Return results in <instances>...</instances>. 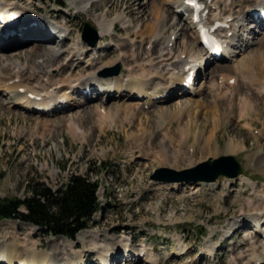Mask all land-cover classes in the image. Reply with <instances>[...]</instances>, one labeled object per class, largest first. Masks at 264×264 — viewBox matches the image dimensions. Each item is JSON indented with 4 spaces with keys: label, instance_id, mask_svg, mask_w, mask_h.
<instances>
[{
    "label": "rangeland",
    "instance_id": "rangeland-1",
    "mask_svg": "<svg viewBox=\"0 0 264 264\" xmlns=\"http://www.w3.org/2000/svg\"><path fill=\"white\" fill-rule=\"evenodd\" d=\"M55 1L63 2L64 9L54 6L52 3ZM138 1L95 0L92 7L96 8L91 10L89 6L83 9L81 4H74L72 0H0V12L5 8L14 7L23 9L27 14L23 25L18 29L20 36L25 34L23 38L12 40L3 36L1 39L5 42L12 41L7 44L10 46L4 44L0 46V49L7 51V55L0 57V69L4 67L5 71L4 79L8 81L17 72L15 70L19 69L13 68L14 64L11 63L14 61L24 63L22 83L27 82L32 86L39 81L53 83L73 78L78 74L85 75L91 72L86 65L93 56L97 59L104 57L102 62L117 56L122 58L123 52L118 51L122 44L127 45V49L124 50L127 55L134 52L141 57L147 41V38H144L145 33L147 34L144 27L146 23L154 22L153 0ZM255 1L220 0V9L225 15L231 18L234 16L231 14L234 13L235 22L239 20L245 25L248 24V30L239 32L243 34V38L234 41V45L237 46L236 51L234 50L236 63L211 62L207 66L206 75H202L198 82V86H204L205 92L196 98L194 96L199 105L197 104L192 111L187 112L184 107L177 109L176 106L185 103V97L176 94L177 92L171 94L173 96L159 104L156 109L154 107L147 109L145 106L144 108L142 105L144 101L128 98L127 91L120 97L115 95L113 99L102 97V94L100 98L94 96L87 103H83L85 99L82 100L80 93L74 92L71 94L74 98L71 100L70 109L60 113L39 115L25 112L20 104L9 107L8 95L0 90V199L25 198L28 195L27 184L30 182L39 181L47 187L56 189L70 174H79L87 175L93 180L99 179L98 197L103 207L102 213H98L90 226L84 230L101 235L100 239L91 241L87 238L85 242L78 241L77 238L73 241L60 236L47 237L35 226L17 220H0V251L10 248L12 244L16 245L13 255L9 253L10 258L14 259L12 264L20 261L14 254L26 255L30 252L29 249H35L38 253L54 254L58 262L49 264H67L65 259L61 260L62 257L75 260L80 253L85 259L83 264H101L102 260H96L94 253L89 249L94 242L113 249V253L108 257V264L123 262L150 264L151 261L146 263L143 260L145 256H137L143 246L153 254L156 264H247L245 236L255 234L252 232L250 222L245 224L239 222L233 227L232 220L233 217L250 209L264 211V164L258 156V152H264L262 92L264 62L260 63L262 61L257 60V63H253V60L248 59L260 48L254 42L264 37V31L261 30L263 28L261 25L257 26L246 18V11L255 5ZM104 11H109L106 17L108 20L114 19L116 28L113 27L112 31L102 37L98 36L96 44L103 47V50L95 53L92 47L83 44H88V40L83 39V29L88 24L97 33L99 27L96 19L100 16L98 14H104ZM38 23H40L38 29L31 27ZM1 27L0 38L4 31ZM41 27H47L50 32L68 29L69 35L62 45L56 46V37L50 34L52 43L37 45L45 47L48 51L46 54H28V49L37 47L30 42L44 41L40 36ZM138 30H143L144 34L138 35ZM244 37H248V40ZM79 39L81 41H78ZM181 41L182 38L177 41V46ZM248 42L254 44L246 47L245 52V44ZM77 46L83 48L79 55L70 58L69 62L67 59L64 60L65 56L71 55L68 52ZM147 48H150L149 45ZM56 50L66 53H62V57L57 61L44 65L48 67L44 69H50L53 76H48L50 80L48 77L42 79L40 75L45 71L39 68L33 71L30 65L40 67L38 63L42 58L45 55L50 56ZM196 50L201 52L198 46ZM85 53H89L91 58L87 54L88 57L86 56L82 62L79 61ZM246 62L249 73L243 66ZM61 64L63 69L59 70ZM119 64L120 74L126 76L127 64L124 62ZM71 65L76 68L73 70L74 66L72 68ZM222 66L227 69L218 71ZM213 67H217V72L212 70ZM103 68L102 75H108L105 70L111 67ZM222 73L235 77L237 84L223 82L219 87H215L216 94L215 89L210 90L212 89L210 83ZM249 79L252 84L245 88L244 84ZM226 91L227 97L232 93L234 95V106L229 118L217 112L218 107H223V104L233 103L232 100L225 99ZM244 97L247 104L242 103ZM100 106L105 110L114 107L120 109L107 123L99 122L105 118V116L97 118L99 111L96 116L94 114L92 120H87L86 111L96 113L97 107ZM165 106L178 110L171 123L168 118L156 117L158 110ZM246 106L250 109L249 113L239 122L241 114L239 109L242 110ZM138 109H143L144 112L139 114ZM209 113H212L211 117ZM44 121L48 126H41ZM218 122H221L220 125L215 127ZM245 123L251 124L252 127L245 129ZM229 142H234L233 144L243 146L245 149H237L233 153L225 152ZM226 154L232 155L239 163L244 179H234L230 182L225 178H219L214 185L217 188L214 190H209V185L205 184L198 190L183 194L185 187H181L177 192H169V189L152 182L149 178L158 168L181 170L207 158ZM101 163L105 166L99 171L97 167ZM247 177L251 180L247 181ZM241 224L244 226L238 230ZM227 231L228 233H224ZM121 235L130 243V250L133 253L129 257H125L124 251L119 248L121 244H117ZM183 244L189 250L184 257L175 254ZM210 246H214V251L209 254ZM257 246L258 251H264L260 249V245ZM16 250L18 253H15ZM262 256L264 257L263 254Z\"/></svg>",
    "mask_w": 264,
    "mask_h": 264
},
{
    "label": "bare ground",
    "instance_id": "bare-ground-1",
    "mask_svg": "<svg viewBox=\"0 0 264 264\" xmlns=\"http://www.w3.org/2000/svg\"><path fill=\"white\" fill-rule=\"evenodd\" d=\"M134 1L139 2L138 0H134ZM183 1L184 0H153L152 17H153L154 22H152L151 24H147V23H146V25L144 24L145 25L144 32H147V34L145 33L146 37H144V38H147V41H146L145 46L143 47L141 57L138 53H134V52L127 55L124 52V50L127 49L126 44H122V47H119V51L123 52L122 58L117 56V57H114L112 59L106 60L105 62H102L104 57H99V59H97L96 57L93 56L91 58V55L89 53H85L83 59L86 58L87 54H89L90 55L89 57L91 58V60L88 61L89 63L86 65L87 68H89V70L91 72H88L85 75H79L78 74L79 76L78 75H77L78 77L75 76L76 78L73 77V78H65V79L59 80V81L57 80V81H54L53 83H50L49 81H47L46 83L45 82L42 83L39 81V82H35V84L32 86L28 85V83L25 81H24L25 84L22 83V72L25 69L24 63L20 64L17 61H14L11 63V64H14V66H13L14 69L15 68H19V69L15 70V72L16 71L17 72L13 75V77L11 79H8V81H6L3 77V72H5V71H3L4 67H2V69H0V90L3 91V93L8 95V97H9L8 102H7L8 106L12 107V106H16V105L20 104L21 109L28 110L29 112H32V111L37 112L36 109H38L39 106H43L44 109H47L50 107V109L52 111H55L56 109H58V111H55L53 113H60V112H64V111L70 109V105L72 103L71 100L74 98V97H71L70 93L68 94V91L72 90V92H74V90H77V91L78 90H85V89L90 88L91 85L96 86V87H103V85L105 84V87H106L105 92L108 93V98L113 99V98H115L114 97L115 93L119 94L118 96H120L122 94V92L127 91V93H128L127 97L128 98H142V99H144V102H143L144 106L148 105L149 108L157 106L158 104H161L162 102L165 101V100L163 101V99H157L158 96H164L165 93L169 92L168 94H170L174 90H180V91H178L177 94H182L185 96V99H184L185 103H180L179 106H176V107H178L177 109L180 110L184 107L183 109H185L187 112L192 111L193 108L199 103L198 101H196L194 99V95L199 96L205 92L204 86H201V85L198 86V82H199V79L202 75H206V67L208 64L206 63V60L204 61L203 53H201L199 50H196V47L199 46L198 37H197L196 32L194 30L196 25L192 24L191 20L189 18L186 19V18H182L179 15H176L175 9L182 6ZM94 2H95V0H72V3H74V4H76V3L81 4L83 9H85L87 6H89L91 10H95V8H96V7H92ZM99 2H100V0H99ZM109 2H110V0H109ZM255 2H256L255 6L258 7L259 10L264 7V0H256ZM213 6H216L217 9L213 10L212 9ZM219 8H220V6H219L218 2L214 3V4L207 5L208 14H207V17L205 18L204 23H206V24L208 23L209 25H213L214 19H216V17H221L223 15L221 13V11L219 10ZM108 12L109 11H106L104 14L103 13L98 14L100 16L97 19L95 18L96 22L98 24V27H99V31L97 32V34L100 37L104 36L105 34H108L114 27V19L108 20L106 17ZM26 15L27 14L24 12L23 9L14 8V7L5 8V10L3 12H0V22L3 23L2 26L4 28L8 25H9L8 27H13L17 23H20L21 20L26 19L27 18ZM20 17H22V18L20 19ZM248 17L251 18V16H248ZM122 19L123 18L121 16V20ZM225 19H226V23L229 24L230 26L227 29L226 34L223 37H224L225 42H227L228 45L233 46L232 50L229 52V54L228 55L225 54V55L228 56V59L230 61H234V60L237 61V59L233 57L234 52H235L234 51L235 46H236V45H234V41L236 39L239 40V39L243 38V34L239 33V32L245 31L246 28L242 23L240 24L238 22H235V18H233L231 20L232 21V23H231V21H229V19H230L229 15L225 16ZM175 20H176V22H175ZM123 23H125V22H123ZM142 31L138 30V32H137L138 35L144 34V32H142ZM230 31L232 32V36L228 37L227 33ZM65 34L68 35L66 29H64V31H63V35H65ZM23 35H21V36H23ZM173 36H175V38L172 40ZM48 38H50V37H48ZM180 38H182V41L180 42V45L177 46V41L180 40ZM80 39L78 41H81ZM41 43L30 42V44H32V45L36 44V46L38 44L42 45ZM254 43L255 44L257 43L260 46V48L257 51H255L253 56L248 57V59L253 60V63H257L256 62L257 60H260V61H262L260 63H263L264 62V37L258 38V40ZM83 44L85 46H87V44H85V43H83ZM148 45L150 48H147ZM98 48H99L98 51H101L102 47L99 46ZM139 49H140V46H138V50ZM82 50H83V48L80 46L74 47L72 50L73 53H72V51L68 52V54H71V55L65 56L66 58H63V59L64 60L67 59V62H69L70 58H73L74 56L79 55L78 53ZM88 50H89V48H88ZM1 51L2 50H0V56L7 55L6 52H1ZM27 52H28V54L33 55L34 53L46 54V52H48V51L45 47L37 46L34 48H30V50L28 49ZM62 55H63L62 52L56 50L50 56L45 55L44 58H42L41 62L38 63L40 65V67L30 65V69H32L33 71L35 70V68H39L42 71L44 70L45 73L40 75V77L42 79H44V77H48L49 75H52L50 69H47V70L44 69V68H48L47 66L44 67V65L47 63H53V62L57 61L58 59H60L62 57ZM67 57H69V59ZM145 57H147V58L145 59ZM120 62H124V64L125 63L127 64L126 66L128 68H127L126 76L122 77L123 75L120 74L118 76H112V77L104 78L100 75L102 70L104 69L103 67H105V68L107 66L111 67V65L113 66V64L116 65V63L119 64ZM80 65H81V63H80ZM72 66H74V65H71L70 67H72ZM187 66H189L190 68H195L196 75H199L198 79H197V83L195 81L193 87H191L192 88L191 91L193 90L191 93L189 90H184L183 86H182L183 83L185 82L187 76H188V71L185 70V67H187ZM243 66L245 68V71L247 73H249L247 62ZM70 67H69V69H70ZM57 68H55L56 71H57ZM75 68H76V66H74L73 70ZM61 69H63L62 64L59 66V70H61ZM225 69H227V68L225 66H222V69L218 70V71H222V70L225 71ZM212 70L216 71L217 67H215ZM240 72H241V70H240ZM230 76L231 75H229V76L225 75L226 82L230 79ZM247 76H249V75H247ZM250 79L245 84L243 83L246 86L245 88H248L249 85L252 84ZM46 80H47V78H46ZM48 80H50V77H48ZM10 81H13V82L10 83ZM94 83H96V84L94 85ZM219 83H221V82L213 80V82L210 83V87L212 85V87H211L212 89H210V88L209 89L210 90L215 89L214 92L217 94V92H216L217 90L215 87L218 86ZM37 84H40V85L37 86ZM236 84H237V81H236ZM213 86H214V88H213ZM226 88H229V87H226ZM22 91H24V92H22ZM181 91H182V93H181ZM227 92H225V94H224L225 96H227V94H228ZM29 93L34 94L35 97H39L40 100L34 101V99H30L28 97ZM112 93H114V94H112ZM229 95H231V94H229ZM168 96H170V95H168ZM231 97H232V102H233V100H234L233 93H232ZM66 99L68 100V105H64V106L61 105L60 104L61 101L66 100ZM242 103L243 104L246 103L245 97L242 99ZM182 104H185V105L182 106ZM31 105H33V106L31 107ZM223 105H224L223 107H221V106L218 107L217 112H221V115L223 114V116L225 115V117L229 118L230 114L233 110L234 102L232 103V105H230L228 103H225ZM229 106H230V109H229ZM100 107H97L96 113L93 111L94 112L93 114L90 111H86L87 120H92L91 118L94 117V114L96 116L97 112L99 111L98 112L99 117H97V118H100V119H101V116L106 113L104 120L99 119L100 120L99 122L102 123L103 121H105L107 123V121L111 117L113 119V115L117 114V112L120 109V108L118 109L117 107H114V108H109L105 112L104 109L100 108ZM174 109H176V108H174ZM227 109H228V111H227ZM242 109H244V111L241 112V115L239 116V117H241V119H243L245 116H247L249 113V110H250L248 108V106H246ZM178 110L175 111V110L169 109L167 106H165V107H161L157 113L155 111L154 112L156 113L157 118H163V119L168 118L169 122L171 123L174 120V118H175L174 115L178 112ZM240 110H241V108L239 109V112H240ZM139 111H138L139 114H142V112H144V110H142V109ZM211 115H212V113H209L210 117H211ZM71 118H72V116H71ZM73 119H75V117H73ZM105 122H104V124H105ZM154 122L156 123L157 120H155ZM167 122H168V120H167ZM56 123H58V122H56ZM220 123L221 122H218L215 125V127H218V125H220ZM41 126L42 127L48 126L47 122L46 121L42 122ZM245 126L247 128L252 127L251 124H249V123H246ZM144 130L146 131V128ZM233 143L234 142H232V143L229 142L226 145L225 152L233 153L237 149H240V150L245 149L243 146H238V145L233 144ZM258 156L260 157L259 159H260L261 163L264 164V152L263 151L258 152ZM247 157H248V155H247ZM215 184H217V182L208 184L210 187L209 190L216 189L217 187L214 186ZM200 186L201 185H197V187H199V188H200ZM162 187L167 188V189L170 188V189L176 190L177 189L176 187H178V185L171 184L169 186L164 185ZM186 188H187L188 192H189V190L196 189V187H192V186H188ZM199 188H197V189H199ZM178 189H180V187H178ZM173 190H170V191L175 192ZM238 214H239V212H238ZM236 220L243 221V224L245 222L251 221L253 223V226H254V229H252L253 232L257 231V233L252 237H248V235H247L248 244H247L246 251L248 253L246 252L247 253L246 254V256H247L246 263L248 264L249 262H252L253 264H264V261H263L264 257L262 256V254L264 255V251L263 250H259V251L257 250L258 249L257 245H260L261 249H264V238H263L264 229H262L263 224H264V211H261L260 209H254V210L250 209L246 213H243V214L241 213L240 215H237V217L236 216L234 217V220H232V226H233V224L235 225ZM100 237H101V235H94V234H91V233L86 232V231H82L77 235L78 241H81V242H85L87 238L91 239V241L97 240V239L99 240ZM117 244H121V248L125 252L129 250V245H128L127 239L125 237H122V236L119 237V241ZM14 246H16V245L12 244V245H10V248L2 249L0 251V263L12 264L14 262V259L10 258V256H9V253L12 254L14 252V250L16 249V248H14ZM89 249L91 250V252L94 253V255H96L97 259L102 258V257L106 258V256L111 255L113 253V249L111 247L105 246L104 244H96L95 242L92 243V246H90ZM29 251L30 252H28V254H26V255L23 254L24 256L20 253L14 254L17 257H19V260H20L19 262H15V264H27V263L28 264H49L52 262L53 263L58 262V258L55 257L54 254L51 255L50 253H38V252H36L35 249H29ZM181 251L182 252L187 251L186 247H181L179 249V252H181ZM213 251H214V246H212V247L210 246L209 250H208L209 254H210V252L212 253ZM140 252H144V255L146 254V256H150V257H146V259L149 258V261H151L152 264H156L154 262V258L151 257V254L147 253V250H145L143 248L142 250H140ZM15 253H18V250H16ZM130 253L131 252L129 250L128 253H125V254L128 256V254H130ZM176 254H178V253H176ZM83 257L84 256L81 255V253H80L75 258V260H69L68 258L66 259V257H62L61 260L65 259L67 264H83Z\"/></svg>",
    "mask_w": 264,
    "mask_h": 264
},
{
    "label": "trees",
    "instance_id": "trees-1",
    "mask_svg": "<svg viewBox=\"0 0 264 264\" xmlns=\"http://www.w3.org/2000/svg\"><path fill=\"white\" fill-rule=\"evenodd\" d=\"M98 186L97 180L78 174L69 175L56 189L39 181L30 182L25 198L0 199V220L32 224L47 237L75 239L78 232L89 227L94 214L102 210Z\"/></svg>",
    "mask_w": 264,
    "mask_h": 264
},
{
    "label": "water",
    "instance_id": "water-1",
    "mask_svg": "<svg viewBox=\"0 0 264 264\" xmlns=\"http://www.w3.org/2000/svg\"><path fill=\"white\" fill-rule=\"evenodd\" d=\"M88 28H85L87 31ZM95 40L91 43L94 44ZM119 67L117 66L113 73L117 74ZM241 173L240 167L232 157H221L215 161H205L197 166L176 171L169 168L157 169L150 179L162 183H186L194 184L198 182H213L219 176L235 177Z\"/></svg>",
    "mask_w": 264,
    "mask_h": 264
},
{
    "label": "snow or ice",
    "instance_id": "snow-or-ice-1",
    "mask_svg": "<svg viewBox=\"0 0 264 264\" xmlns=\"http://www.w3.org/2000/svg\"><path fill=\"white\" fill-rule=\"evenodd\" d=\"M189 3H194V0H188Z\"/></svg>",
    "mask_w": 264,
    "mask_h": 264
}]
</instances>
